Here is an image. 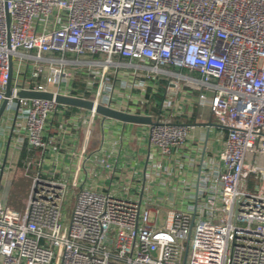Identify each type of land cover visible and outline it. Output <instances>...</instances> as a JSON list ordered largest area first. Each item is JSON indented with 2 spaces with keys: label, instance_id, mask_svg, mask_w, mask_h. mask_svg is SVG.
Instances as JSON below:
<instances>
[{
  "label": "built area",
  "instance_id": "2783aa9c",
  "mask_svg": "<svg viewBox=\"0 0 264 264\" xmlns=\"http://www.w3.org/2000/svg\"><path fill=\"white\" fill-rule=\"evenodd\" d=\"M4 100L0 264H264V0H0Z\"/></svg>",
  "mask_w": 264,
  "mask_h": 264
},
{
  "label": "water",
  "instance_id": "95a60500",
  "mask_svg": "<svg viewBox=\"0 0 264 264\" xmlns=\"http://www.w3.org/2000/svg\"><path fill=\"white\" fill-rule=\"evenodd\" d=\"M6 22L8 23V15L6 14ZM12 74V56L8 55V86L10 82ZM7 86V87H8ZM9 94V89L6 90V95ZM18 95L20 97H27V98H41V99H51L54 97L55 101L58 103L70 105L72 107L77 108H84V109H92L93 103L89 100H84L81 98H74V97H67V96H61V95H55L53 96L50 92H41V91H24L21 90L18 92ZM5 106V100L0 106V115L4 109ZM95 112L109 118H113L122 122L126 123H136V124H151V120L147 116L143 115H136V114H129L126 112H121L117 110H113L107 106L102 105H96L94 108ZM207 124H212L211 122H206ZM205 124V123H202Z\"/></svg>",
  "mask_w": 264,
  "mask_h": 264
},
{
  "label": "rangeland",
  "instance_id": "374dc122",
  "mask_svg": "<svg viewBox=\"0 0 264 264\" xmlns=\"http://www.w3.org/2000/svg\"><path fill=\"white\" fill-rule=\"evenodd\" d=\"M202 111L201 108H199ZM209 111L203 108V119L209 117ZM11 167L5 176L4 184L0 187L1 201L14 209L22 210L29 192L30 178L25 175L22 157L18 154L11 156ZM152 217V214H150ZM163 222V215L159 218V223Z\"/></svg>",
  "mask_w": 264,
  "mask_h": 264
},
{
  "label": "crops",
  "instance_id": "0c3cea01",
  "mask_svg": "<svg viewBox=\"0 0 264 264\" xmlns=\"http://www.w3.org/2000/svg\"><path fill=\"white\" fill-rule=\"evenodd\" d=\"M203 108H206V109H207L206 106H204V107L201 108V109H202V111H200V112H201V116L197 117V122H195V124L201 125L202 123H206V122H208L210 116H209L207 119H203ZM138 148H139V150H140V153H138V156H140L141 152H143V149H144V144H143V142H140ZM171 178H172V179H169V181H170L169 184L173 186V183H174V181H175V177H171Z\"/></svg>",
  "mask_w": 264,
  "mask_h": 264
}]
</instances>
